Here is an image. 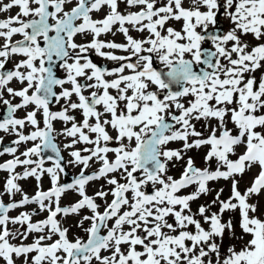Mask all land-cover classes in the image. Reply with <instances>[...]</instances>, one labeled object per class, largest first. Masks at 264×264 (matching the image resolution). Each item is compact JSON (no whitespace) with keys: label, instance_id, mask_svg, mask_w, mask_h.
<instances>
[{"label":"snow or ice","instance_id":"obj_1","mask_svg":"<svg viewBox=\"0 0 264 264\" xmlns=\"http://www.w3.org/2000/svg\"><path fill=\"white\" fill-rule=\"evenodd\" d=\"M257 72L264 0H0V264H264Z\"/></svg>","mask_w":264,"mask_h":264},{"label":"rangeland","instance_id":"obj_2","mask_svg":"<svg viewBox=\"0 0 264 264\" xmlns=\"http://www.w3.org/2000/svg\"><path fill=\"white\" fill-rule=\"evenodd\" d=\"M221 20H223V21L226 23V25H227V30H228L229 27H230L229 21H228L227 19H225V18H224V19H221ZM181 23H182V22H175V27H176L177 29H179V28L181 27ZM114 30H115V29H114ZM110 35H111V34H109V35H107V36H104V37H102V39H110ZM133 35H134V34H133ZM115 37H117V40H118L119 42L123 40V37H122L120 34H117ZM246 39H247L248 41H250L251 43H253V44L255 43L254 39H253L251 36L246 37ZM117 40H116V41H117ZM100 59H102V58H100ZM102 60H104V59H102ZM104 61H105L106 63L110 64L109 66H113V63H112L111 61H106V60H104ZM261 74H264V73L257 72V76H259V75H261ZM5 143H8V140H7V139L5 140ZM177 146H178V145H176V144H172V145H170V147H177ZM81 147H82V146H81ZM193 154H194V153H193ZM8 158H9V157H7V156H5V157H3V158H0V162H3V160H6V159H8ZM197 163H198V166H203V164L201 163V161H200L199 159H198ZM68 170H70L71 172H75V171L78 172V169H73V168H71V169H68ZM18 171H20V169H18ZM89 171H91V170H89ZM180 171H181V166H180L179 164H177L176 168H174V169L170 172V174H172V175L178 177L179 174H180ZM6 176H7V173L0 172V190H2V184H3V181L5 180ZM248 179H249V177H245V180H246V181H247ZM20 183H21V186L24 188L25 192H27L29 195L34 194V192L36 191V181H35L34 179H31V178H30V179H28L27 181H21ZM101 183H104V182H103V181H99V182H96V183L90 185L89 188H88L89 195L93 194V192L99 187V184H101ZM49 186H50V184H49V180H48L47 177H45L44 180H43V187H44L45 189H47ZM219 186H223V187H225V193H224V196L226 197L229 193H228V190H227V184H226L224 181H220L218 185L215 184V183L210 184V187H213V188H217V187H219ZM241 188H243V184L241 185ZM190 190H191V189H189V191H190ZM210 198H211V197L201 198L200 201H197V202H195V203L193 204V209L196 208V205H197L198 203H203L205 199H210ZM4 199H5V202H7L8 198H7V197H4ZM16 199H20L19 194L17 195ZM75 199H76V198H74V197H70V194H67L66 198L62 199V205H65V204H68V203H70V202H72V201H75ZM98 202H99V201H98ZM33 207H35V205L28 206V209H25V210H29L30 208H33ZM10 214H11V215H16V214H18V213H17L16 211H14V212H12V213H10ZM83 214H87V210H84V212H82V215H83ZM44 215H46V214H42L40 217H36L35 219H41V218L44 217ZM76 219H77L76 217H69V218H67L66 221H65V226L73 225V228H72V235H76V234L83 235V232H82L80 229H77V228L74 227V224H75ZM85 226H87V222H86V225H85Z\"/></svg>","mask_w":264,"mask_h":264},{"label":"flooded vegetation","instance_id":"obj_3","mask_svg":"<svg viewBox=\"0 0 264 264\" xmlns=\"http://www.w3.org/2000/svg\"><path fill=\"white\" fill-rule=\"evenodd\" d=\"M15 12V10H13V13ZM225 17L223 16V15H221V18H220V20L221 19H224ZM222 21V23H223V28H224V30L225 31H227V25H226V23L223 21V20H221ZM172 26H174L175 27V22H172ZM134 35H137L136 33H133ZM110 39H115V40H117V37H113V36H111L110 35ZM117 42H119L118 40H117ZM120 42H122V41H120ZM208 47H210V45H207ZM92 58H93V60H94V62H96L98 65H107L109 68H111L112 66H109L110 64H108V63H106L104 60H102V59H100V57H97V56H95V54L93 53L92 54ZM78 115V114H77ZM79 118V117H78ZM56 127L57 128H60L61 127V125L59 124V123H57L56 124ZM66 155V154H65ZM68 169H71V168H68ZM68 172L70 173V175H75L77 172L75 171V172H71L70 170H68ZM69 178L71 179V176L70 177H68V180H69ZM65 178H63V180H62V182H64L65 180H64ZM102 181V180H101ZM70 194V197H74V198H76V199H78V196H76V194L75 193H69ZM88 194H89V192H88ZM75 199V200H76ZM66 205V204H65Z\"/></svg>","mask_w":264,"mask_h":264},{"label":"water","instance_id":"obj_4","mask_svg":"<svg viewBox=\"0 0 264 264\" xmlns=\"http://www.w3.org/2000/svg\"><path fill=\"white\" fill-rule=\"evenodd\" d=\"M218 19H220V16H219V18ZM219 23L223 26V24L220 22V20H219ZM71 175H69V176H67V177H64L65 178V181H67L68 180V177H70ZM69 180H70V178H69Z\"/></svg>","mask_w":264,"mask_h":264}]
</instances>
